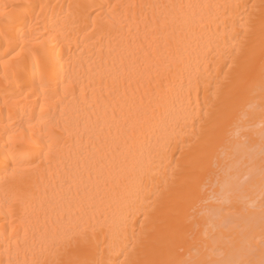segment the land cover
I'll return each mask as SVG.
<instances>
[{"label": "bare ground", "instance_id": "bare-ground-1", "mask_svg": "<svg viewBox=\"0 0 264 264\" xmlns=\"http://www.w3.org/2000/svg\"><path fill=\"white\" fill-rule=\"evenodd\" d=\"M6 21L0 260L264 264V0H0Z\"/></svg>", "mask_w": 264, "mask_h": 264}, {"label": "snow or ice", "instance_id": "snow-or-ice-1", "mask_svg": "<svg viewBox=\"0 0 264 264\" xmlns=\"http://www.w3.org/2000/svg\"><path fill=\"white\" fill-rule=\"evenodd\" d=\"M41 7H43V6H41ZM229 7H235V6H229ZM261 30H262V32H264V22H262ZM0 37H2L6 43L12 42L10 39L9 31H8L7 21L5 22V24L3 26H0ZM16 47H19V45L16 44V46H14L12 48V51L8 53L9 56H11L12 53L16 52ZM32 55L37 56L38 53L33 52ZM16 67H17V70H22V65L18 64ZM18 143L22 144L23 140L22 139L18 140ZM6 147H7V150L9 151L10 157H11V173L10 174L13 176H21L22 177L23 173H24V171L28 165V161L23 159L22 156L20 155V153H22L24 151V149L17 147L16 144H14L13 138L11 135L9 136V143H8V146H6ZM14 203H22V198L19 195H17L16 193H6L5 199H4L5 207L8 209V211L10 213H13V214L15 212V209L12 207V205ZM6 251L10 252V249H6ZM17 252H19V247L17 248ZM0 264H20V261L18 259H13L11 257V255H9V259L6 262L0 260ZM24 264H29V262L27 260H25ZM32 264H81V262L78 260H67L66 261L63 259L54 260L51 262H48V261L42 262L40 260H33ZM126 264H158V262L128 260L126 262ZM160 264H163V262H160Z\"/></svg>", "mask_w": 264, "mask_h": 264}]
</instances>
